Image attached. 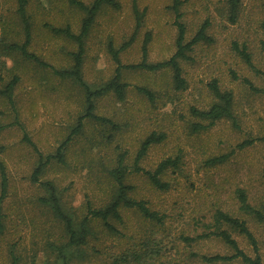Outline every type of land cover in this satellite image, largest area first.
Returning a JSON list of instances; mask_svg holds the SVG:
<instances>
[{"label": "rangeland", "instance_id": "1", "mask_svg": "<svg viewBox=\"0 0 264 264\" xmlns=\"http://www.w3.org/2000/svg\"><path fill=\"white\" fill-rule=\"evenodd\" d=\"M116 1L117 9L102 6L85 41L82 78L91 89L113 76L116 63L108 51L109 42L119 48L133 36L119 51L122 65L140 62L146 33L151 37L148 61L165 60L176 49L171 0H135L143 16L137 29L133 0ZM226 1L182 0L179 21L185 26V40H190L204 21L210 38L193 45L186 52L188 58L180 60L185 89H174L167 69L123 67L121 80L127 84L124 100L118 101L112 93L94 100V112L112 120L114 127L85 119L83 130L71 138L64 151V162L54 159L45 169L40 180L51 181L63 207L80 217L86 211V201L94 207L109 201L112 179L106 170L116 154L126 151L128 164L151 132L163 133L165 138L149 147L142 167L153 169L166 157H180L175 175L171 169L167 171V191L156 189L141 173H130L126 178L135 187L131 196L145 200L162 217L160 222L121 207L123 223L113 221L120 234L96 225L98 238L91 237L87 244L73 249L70 264H246L240 259L212 262L202 258L232 253L218 237L200 236L212 229L217 209L247 221L264 264V227L238 211L235 193L244 189L252 204L264 202V0H240L234 23L228 18ZM83 15L63 0H27L28 51L49 65L43 66L7 48L11 42L24 41L25 24L16 0H0V90L13 75L19 78L13 106L0 92V164L8 178L2 204L0 264H12V254L17 257L16 264H61L53 245L65 241L63 225L40 202L39 197L45 194L43 186L31 181L37 155L30 143L44 154L54 153L84 112L83 88L72 78L54 75L50 68H70L71 52L77 48L73 40L52 27L68 26L77 33ZM234 43L247 47L252 65L260 72L242 61ZM212 79L232 92L233 117L192 132L190 125L196 119L189 108H206L212 102L214 97L208 89ZM137 86L150 89L154 100L139 92ZM243 141L249 143L239 146ZM225 153L229 156L223 163L212 167L205 164L209 157ZM231 233L243 250L255 255L242 235ZM134 253L140 256L138 260Z\"/></svg>", "mask_w": 264, "mask_h": 264}, {"label": "trees", "instance_id": "2", "mask_svg": "<svg viewBox=\"0 0 264 264\" xmlns=\"http://www.w3.org/2000/svg\"><path fill=\"white\" fill-rule=\"evenodd\" d=\"M69 5L74 6L81 11L84 15L81 19L79 31L74 33L70 30L68 26L64 28H54L53 31L56 33L63 34L70 40L76 43V50L71 52L72 65L70 68L57 69L53 68L52 72L62 78H72L76 80L85 91V112L80 115L76 121V125L72 129L71 134L79 133L83 129L84 119H92L99 123L110 125L114 127V122L107 117L98 115L94 112L95 105L94 100L101 95L112 93L118 101H122L125 98V92L127 84L121 80V69L123 67L127 68H137L148 71H159V70H169L171 71V83L175 90H183L186 88V82L182 74V69L180 66L181 59H187L188 56L186 52L191 50L192 46L201 40L209 41L210 38L206 34V29L208 26L207 21H204L199 29L196 31L194 36L186 41L185 40V26L179 18L180 5L182 0H171V8L175 15L174 24L177 29V34L175 38L176 49L174 53L167 59L150 62L147 60V45L151 39L150 34L146 33L141 46V60L136 64L122 65L119 60V51L124 49L133 39V36L129 41L124 42L119 48H114L113 44L109 42L107 44L108 51L112 55V59L116 63L113 76L106 81L99 88L91 89L82 78V65L84 59V45L85 41L89 35L90 29L95 21V18L104 5H110L117 9L119 4L116 0H92L90 4H85L82 0H63ZM228 5V18L234 23L237 18L238 8L240 0H227ZM17 12L25 24V39L22 43L18 44L16 42H11L7 44V48L11 51H19L20 54L29 60H33L43 66H49L46 63L40 61L38 57L28 51L29 45V22L26 16V5L27 0H16ZM132 10L135 17V29L141 25L142 13L138 11L136 7L135 0L132 2ZM262 26L264 27V18L262 20ZM262 51L264 56V40L261 41ZM234 50L241 57L242 61L254 69L256 72H260L254 65H252L251 55L247 51V47L242 45L241 48L234 43ZM234 77L235 73L232 74ZM18 76L13 75V77L7 81L2 89L1 93L5 96L7 101L13 105V91L15 85L18 81ZM136 89L145 95L149 100L153 101L155 96L154 93L144 86H137ZM208 89L213 95V100L206 108H199L191 106L189 108V114L196 119L190 125V130L192 132H199L208 129L215 124L218 120L223 118L231 119L233 117L232 107H233V94L231 91L222 89L216 79H212L208 82ZM68 136L55 150L53 154L47 153L43 154L38 152L37 165L33 168L31 173V181L33 183H38L42 185L45 194L39 197L40 202L49 209L53 216L58 219L63 225L65 241L61 244L53 246L57 251V257L61 261V264H70L69 257L73 256V249H77L81 246L87 244L89 239L96 238L97 232L95 231V226L100 225V227L107 232L120 234V231L116 228L114 222L119 224L123 223V216L121 214V207L126 209H134L142 217L148 220L161 221V216L155 210H152L145 200L137 199L131 196V192H134L135 187L126 182V178L130 173H141L145 175L149 183L160 191H167L170 188L169 178L167 177V171L171 169V175H175V171L178 168L180 157L176 156L166 157L160 160L153 169H145L140 165L141 160L144 159L149 147L153 144L162 142L165 138L163 133L151 132L140 142L139 147L134 155L132 161L128 164L126 162L127 152L120 151L116 154L114 163L110 165L107 169L108 176L112 179L110 186V199L109 201L100 207L92 206L90 201L85 203V213L84 215L77 217L72 210H67L63 207L59 193L57 192L53 183L49 180L42 181L41 176L45 171V167L50 164L52 159L64 162V150L69 140ZM25 139L31 142L27 136ZM249 143V141H243L239 146ZM33 146V145H32ZM35 148V147H34ZM229 154H220L209 157L205 160L207 166H215L217 164L223 163ZM8 189V178L5 169L2 164H0V233L3 230L2 220L4 215L2 213V204L7 195ZM237 198V208L240 213L244 216L249 217L254 223L261 224L264 227V202L252 204L248 195L245 193L244 189H236ZM212 229L200 236H215L222 240L231 250V254H214L211 256H203L202 258L206 261H232L235 259H240L246 264H262L259 255V245L257 238L253 231L250 229L247 221L238 216H234L227 211L217 209L212 216ZM231 231H236L238 234L242 235L251 249L255 253L254 256H250L245 250L240 246L236 238L232 235ZM98 238V237H97ZM96 238V239H97ZM190 239V238H189ZM183 240L187 241V237H183ZM68 252V253H67ZM134 258L138 260L140 258L136 253L133 254ZM125 255L121 256V259H125ZM13 263L16 264L17 257L12 254ZM149 264H154L149 262Z\"/></svg>", "mask_w": 264, "mask_h": 264}, {"label": "crops", "instance_id": "3", "mask_svg": "<svg viewBox=\"0 0 264 264\" xmlns=\"http://www.w3.org/2000/svg\"><path fill=\"white\" fill-rule=\"evenodd\" d=\"M50 66H51V65H50ZM51 67H52V66H51ZM51 67H50V68H51ZM53 68H54V67H53ZM57 69H59V68H57ZM51 70H52V69H51ZM53 74H54V73H53ZM54 75H56V74H54ZM56 76H58V75H56ZM58 77H59V76H58ZM60 78H62V77H60ZM66 78H69V77H66ZM18 80H19V79H18ZM8 81H9V80H8ZM75 81H76V80H75ZM17 82H18V81H17ZM76 82H77V81H76ZM16 84H17V83H16ZM78 84H79V83H78ZM79 85H80V84H79ZM15 86H16V85H15ZM80 86H81V85H80ZM81 87H82V86H81ZM82 88H83V87H82ZM14 89H15V88H14ZM83 90H84V88H83ZM0 92H1V90H0ZM84 94H85V91H84ZM3 96H4V95H3ZM13 96H14V91H13ZM4 97H5V96H4ZM5 99H6V98H5ZM6 100H7V99H6ZM13 100H14V99H13ZM84 102H85V106H86V101H85V99H84ZM8 103H9V102H8ZM10 105H11V104H10ZM13 105H14V104H13ZM13 105H12V106H13ZM84 112H85V108H84ZM84 112H83V113H84ZM80 115H82V114H80ZM80 115H79V116H80ZM79 116H78V117H79ZM78 117H77V119H78ZM77 119H76V121H77ZM85 119H86V118H85ZM85 119H84V123H85ZM75 125H76V123H75ZM75 125H74V126H75ZM83 128H84V125H83ZM72 129H73V128H72ZM82 130H83V129H82ZM82 130H81V131H82ZM81 131H80L79 133H81ZM71 133H72V132H70V134L68 135V136H70V137H69V140H68V143L70 142L71 138H72L74 135L79 134V133H76V134H71ZM68 136H67V137H68ZM67 137H66V138H67ZM27 138H28V137H27ZM66 138H65V139H66ZM28 139H29V138H28ZM65 139H64V140H65ZM64 140H63V141H64ZM63 141H62V142H63ZM62 142H61V143H62ZM61 143H60V144H61ZM68 143H67V145H66V148H67V146H68ZM30 144L33 145L32 147H33V149H34L36 155L38 156V152H41V151H39V150L37 149V147L34 145L33 142L30 143ZM60 144H59V145H60ZM59 145H58V146H59ZM58 146H57V147H58ZM34 147H35V148H34ZM57 147H56V149H57ZM66 148H65V149H66ZM56 149H55V150H56ZM64 151H65V150H64ZM54 152H55V151H54ZM41 153H42V152H41ZM43 154H44V153H43ZM45 154H47V153H45ZM50 154H53V153H50ZM63 154H64V153H63ZM37 160H38V159H37ZM52 160H54V159H52ZM52 160H51V161H52ZM51 161H50V162H51ZM59 162H60V161H59ZM36 165H37V163H36ZM36 165H35V166H36ZM47 166H48V165H47ZM47 166H46L45 168H47ZM3 167H4V166H3ZM4 169H5V167H4ZM32 171H33V170H32Z\"/></svg>", "mask_w": 264, "mask_h": 264}]
</instances>
